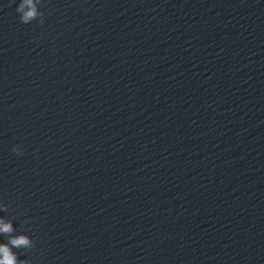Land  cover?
Segmentation results:
<instances>
[{
    "label": "water",
    "instance_id": "obj_1",
    "mask_svg": "<svg viewBox=\"0 0 264 264\" xmlns=\"http://www.w3.org/2000/svg\"><path fill=\"white\" fill-rule=\"evenodd\" d=\"M83 264H264V0H66Z\"/></svg>",
    "mask_w": 264,
    "mask_h": 264
},
{
    "label": "clouds",
    "instance_id": "obj_2",
    "mask_svg": "<svg viewBox=\"0 0 264 264\" xmlns=\"http://www.w3.org/2000/svg\"><path fill=\"white\" fill-rule=\"evenodd\" d=\"M38 2L39 0H20L16 12L19 14L21 23L28 24L42 15L37 8ZM12 151L17 155L23 154L22 151L15 147ZM7 207V205L0 203V211H7ZM12 232H14L12 222L0 218V234L8 235ZM9 244L14 248H31L33 246L32 240L27 235L21 234L11 237L8 244H0V264H29L27 260H19L17 254L9 247Z\"/></svg>",
    "mask_w": 264,
    "mask_h": 264
}]
</instances>
